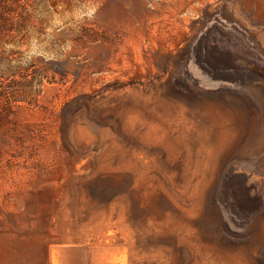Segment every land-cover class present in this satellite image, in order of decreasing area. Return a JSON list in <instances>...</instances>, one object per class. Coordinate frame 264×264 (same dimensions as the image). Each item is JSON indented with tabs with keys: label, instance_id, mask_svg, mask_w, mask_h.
I'll return each instance as SVG.
<instances>
[{
	"label": "rangeland",
	"instance_id": "1",
	"mask_svg": "<svg viewBox=\"0 0 264 264\" xmlns=\"http://www.w3.org/2000/svg\"><path fill=\"white\" fill-rule=\"evenodd\" d=\"M0 264H264V0H0Z\"/></svg>",
	"mask_w": 264,
	"mask_h": 264
}]
</instances>
